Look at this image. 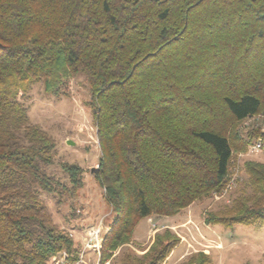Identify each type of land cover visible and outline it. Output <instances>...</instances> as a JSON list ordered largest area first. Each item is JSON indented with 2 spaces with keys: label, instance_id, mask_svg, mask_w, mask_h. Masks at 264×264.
Returning <instances> with one entry per match:
<instances>
[{
  "label": "trees",
  "instance_id": "trees-1",
  "mask_svg": "<svg viewBox=\"0 0 264 264\" xmlns=\"http://www.w3.org/2000/svg\"><path fill=\"white\" fill-rule=\"evenodd\" d=\"M83 75L99 147L94 179L111 218L101 262L150 216L168 217L230 182L240 122L264 110V0H0V264H48L76 246L57 228L40 191L54 141L29 122L21 97L37 83L58 95ZM246 144V145H245ZM74 191L82 168L62 162ZM230 204L207 225L264 221V163L245 161ZM235 183V181H234ZM178 238L156 232L118 264H161ZM184 264H212L191 254Z\"/></svg>",
  "mask_w": 264,
  "mask_h": 264
},
{
  "label": "rangeland",
  "instance_id": "rangeland-1",
  "mask_svg": "<svg viewBox=\"0 0 264 264\" xmlns=\"http://www.w3.org/2000/svg\"><path fill=\"white\" fill-rule=\"evenodd\" d=\"M20 100L27 108L29 122L52 137L53 161L46 167V172L66 187L61 195L40 191V198L54 225L72 238L76 246V258L80 257L79 253H83L82 258L87 263L95 264L96 252L82 249L85 231L98 224L106 230L111 209L104 200L103 189L94 179V171L91 172L92 168H97L99 147L88 104V83L83 75H77L58 95L45 94L43 84L37 83ZM237 130L242 145L247 142L251 130H259L258 136H261L264 133V110L242 120ZM68 141L73 144H68ZM250 143L232 153L228 175L234 179L233 185L228 186V182L219 194L211 193L200 198L173 216L142 219L130 242L115 250L104 262L99 259L98 264H118L125 252L142 255L152 243L155 233L166 228L175 234L178 242L161 264H184L196 252L208 254L212 264H264V221L232 227L204 223L208 211L223 209L237 195L241 181L246 178L244 162L252 160L264 163V145L260 150L252 151ZM62 162L76 163L83 170L82 186L74 191L69 190L71 185L61 168ZM63 253L54 255L61 258ZM50 257L48 264H51Z\"/></svg>",
  "mask_w": 264,
  "mask_h": 264
},
{
  "label": "built area",
  "instance_id": "built-area-1",
  "mask_svg": "<svg viewBox=\"0 0 264 264\" xmlns=\"http://www.w3.org/2000/svg\"><path fill=\"white\" fill-rule=\"evenodd\" d=\"M264 145V140H262L261 138H258L256 140H254L253 142L250 143V148L252 151H258L260 150ZM234 184V179L231 178L229 185H233ZM103 228V229H102ZM105 230L104 227L101 226L100 224H98V226H93L91 228H88L87 231H85V235L83 238V248L85 250H91L96 252L97 254V260L95 262V264L100 263L99 259H100V255H101V242H102V238H103V234H104ZM80 254V257L77 259H75L74 261L66 258L64 255L60 257H56V255H52L50 257L51 260V264H89L87 263L83 258H82V254ZM104 264H108V262H105Z\"/></svg>",
  "mask_w": 264,
  "mask_h": 264
},
{
  "label": "water",
  "instance_id": "water-1",
  "mask_svg": "<svg viewBox=\"0 0 264 264\" xmlns=\"http://www.w3.org/2000/svg\"><path fill=\"white\" fill-rule=\"evenodd\" d=\"M68 144H73V142L68 141ZM95 170H96V168H92L91 172H93V171H95Z\"/></svg>",
  "mask_w": 264,
  "mask_h": 264
},
{
  "label": "crops",
  "instance_id": "crops-1",
  "mask_svg": "<svg viewBox=\"0 0 264 264\" xmlns=\"http://www.w3.org/2000/svg\"><path fill=\"white\" fill-rule=\"evenodd\" d=\"M188 207H189V206H188ZM188 207H187V208H188ZM133 233H134V232H133Z\"/></svg>",
  "mask_w": 264,
  "mask_h": 264
}]
</instances>
